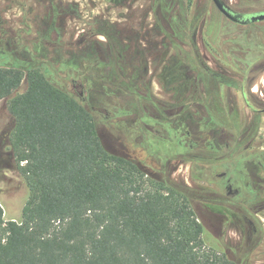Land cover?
<instances>
[{
  "label": "rangeland",
  "instance_id": "obj_1",
  "mask_svg": "<svg viewBox=\"0 0 264 264\" xmlns=\"http://www.w3.org/2000/svg\"><path fill=\"white\" fill-rule=\"evenodd\" d=\"M223 1L236 12L264 11V0ZM119 2L0 0V68L53 63L57 72H48V79L83 96L111 153L135 162L156 181L184 190L209 245L241 264H264V114L247 110L233 83L234 76H242V64L238 71L233 61L207 66L221 77L218 95L215 84L208 83L213 91L208 106L221 111L206 116L200 23L190 29L197 49L178 42L185 56L175 60L174 41L185 32L173 20L177 0ZM207 2L195 0V7L207 11ZM149 3L152 13H142ZM183 15L195 25L191 10ZM249 34L261 38L256 29ZM222 35L233 47L238 32L224 28ZM247 79L251 106L264 107V68ZM25 90L26 84L16 93ZM14 126L7 100L0 101V204L7 219H19L28 200L9 141Z\"/></svg>",
  "mask_w": 264,
  "mask_h": 264
},
{
  "label": "trees",
  "instance_id": "obj_2",
  "mask_svg": "<svg viewBox=\"0 0 264 264\" xmlns=\"http://www.w3.org/2000/svg\"><path fill=\"white\" fill-rule=\"evenodd\" d=\"M172 6L179 7L175 25L185 29L174 41L179 60L185 55L178 42L197 49L190 29L206 9L195 0ZM152 10L149 3L142 13ZM190 10L195 25L183 15ZM50 71L57 72L53 63L0 68V101L7 100L15 122L11 148L28 189L19 219H7L0 204V264H241L207 243L184 190L108 150L83 96L55 85Z\"/></svg>",
  "mask_w": 264,
  "mask_h": 264
},
{
  "label": "flooded vegetation",
  "instance_id": "obj_3",
  "mask_svg": "<svg viewBox=\"0 0 264 264\" xmlns=\"http://www.w3.org/2000/svg\"><path fill=\"white\" fill-rule=\"evenodd\" d=\"M219 2L223 5V8L227 12L220 10L215 0H208L207 3H209L210 6H208V4L206 5L207 9L209 8L210 11L207 10L200 14L201 40L199 46L202 56L201 62L203 66V78L201 85L203 95L202 106L205 109V115L207 116L208 111L213 109L215 110V113L216 111H221L216 110L218 107L215 105H211V107L208 106V103H210L209 101L211 99L210 96L213 93V91L207 87L208 83L215 84L216 91L214 94L218 95V91H220L219 80L221 77H218L213 72H210V69L207 68V66L220 65V63L228 64L232 61L236 64V68L239 66L238 64H242V71H240V68L239 71L238 68L236 69V71H238L242 76H234L233 83L236 89L240 91L241 96L246 103L247 110H251L253 114H256V116L263 115L264 107L257 108L251 106L250 99L247 96L246 88L247 84H249L251 87V83L249 79H247V76L249 77L257 69L264 68V20H254L259 16L264 15V11L256 13L236 12L223 0H219ZM215 20L218 21L220 27H216L217 23ZM224 28H228V31L232 30L234 32H238V35H236L233 39V47H228L225 43L227 40H224L222 35ZM255 29L259 35H261V38H253L250 36L249 32L255 31ZM220 36L222 40H220ZM238 51L241 54L240 57H236L234 55L235 52L239 54ZM221 54L223 56H220ZM247 72L249 73L248 75H246ZM244 140L245 139L240 140L242 141V145L245 144ZM248 141L249 144L247 143V147H249L252 143L251 139Z\"/></svg>",
  "mask_w": 264,
  "mask_h": 264
},
{
  "label": "water",
  "instance_id": "obj_4",
  "mask_svg": "<svg viewBox=\"0 0 264 264\" xmlns=\"http://www.w3.org/2000/svg\"><path fill=\"white\" fill-rule=\"evenodd\" d=\"M216 1V3H217V5H218V7H219V9L220 10H222V11H224V12H227L224 8H223V5L219 2V0H215ZM264 20V15H261V16H259L258 18H255L254 20Z\"/></svg>",
  "mask_w": 264,
  "mask_h": 264
}]
</instances>
